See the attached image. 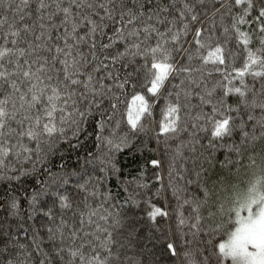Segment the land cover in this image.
Segmentation results:
<instances>
[{
	"label": "snow or ice",
	"instance_id": "obj_1",
	"mask_svg": "<svg viewBox=\"0 0 264 264\" xmlns=\"http://www.w3.org/2000/svg\"><path fill=\"white\" fill-rule=\"evenodd\" d=\"M0 7L18 18L0 17V181L11 189L37 165L47 174L25 190L26 208L18 192H7L0 264H160L155 249L165 232L166 254H180L179 242L182 264H264V0H0ZM89 122L97 152L71 171L44 167L60 144L76 149ZM202 132L210 133L207 144ZM161 145L168 182L155 173L153 196L164 207L149 198L146 216L136 217L140 193L128 184H149L142 169L121 181L127 195L116 201L107 187L121 171L116 154H158ZM218 146L228 175L216 172ZM38 217L46 223L35 227ZM25 221L33 222L31 236ZM141 240L139 257H127Z\"/></svg>",
	"mask_w": 264,
	"mask_h": 264
},
{
	"label": "trees",
	"instance_id": "obj_2",
	"mask_svg": "<svg viewBox=\"0 0 264 264\" xmlns=\"http://www.w3.org/2000/svg\"><path fill=\"white\" fill-rule=\"evenodd\" d=\"M19 3V0H13V6L15 4ZM34 8V3L32 5ZM7 15L9 22H11L13 19H18L17 17L13 16V13L11 11L5 12L2 7H0V17H3ZM19 26V25H18ZM6 27V26H5ZM2 43V41H0ZM230 47L233 49V51H239V49L236 48L235 41L233 40L231 42ZM237 66H240L242 63V57L237 58ZM220 79L218 75H214L212 78V82H215V80ZM178 82V81H174ZM249 84L252 83L251 78H248ZM257 88L259 87V84L256 85ZM170 87V86H169ZM129 92H131V89H129ZM196 101H194L195 103ZM230 104L235 103V98H230L228 101ZM163 106V100L161 99L159 102H157V107L155 108V114H156V119H159L160 115V107ZM199 109H195L192 112V115H195L196 111ZM205 111H210L209 108H205ZM257 115L259 113L257 112ZM86 131L83 132L80 136V144L76 149H72L69 147L67 143H62L59 145L57 150L55 151L54 154L49 155V161L47 164L44 165V167L50 168L52 172L59 173L61 172V169L57 167L59 164H64L66 166V171H71L73 169H77L80 164L84 162L85 157H87L88 152H93L96 153L97 149L95 147V135L92 134L94 132V124L92 122H89L86 126ZM107 134V133H106ZM200 137L203 139V143L207 144V139H204L206 136H209L210 133H200ZM68 136L71 137V131L68 132ZM184 139H187V135L185 134ZM143 139V137H141ZM232 140H235L236 142L239 141V134L234 135ZM232 140H225L223 143H231ZM73 143H76L75 140H73ZM140 140L136 141V144L139 145ZM177 143V141H173L172 144ZM34 147V145H33ZM150 147H156L155 142L153 141ZM106 151V149H104ZM227 155L226 149L217 147V150L215 152V158H216V172H223L224 175L229 174L228 169H221L220 164L221 162L225 161V156ZM79 158V159H78ZM154 158H160L164 161L162 168H153L150 160ZM230 158L235 159V155L232 154ZM116 160L118 162V167L121 169L119 173V177H112L109 182L107 187L111 189L113 196L116 197V201H119L120 203H123L124 197L127 195L123 191V185L121 184V181H132L135 177H137V174L143 169L144 171V182L149 184V189H138L136 187V184L134 183H129V191L132 192H139L140 195L137 197V199L141 200V205L140 208L134 209L133 212L136 217H145L146 216V211L145 209L147 208V205L143 202L149 198L152 199V202L156 204L157 206L164 207V199L160 198L157 199L155 196H153V193L155 192L156 188L160 187L158 183H155V173L159 172L163 176V181L164 184L166 185L168 182V175H167V164H168V156L164 154V147L163 145L160 146V151L158 154H153L150 151L145 150L143 153L140 151H137L135 148L132 150L125 149L122 153L116 154ZM13 163L15 161L13 160ZM245 164H247V160L244 161ZM20 165H17L19 167ZM25 168L31 169L32 164L31 163H26L23 165ZM191 167V165H189ZM37 174L33 177L25 178L22 184H13L12 188L9 189V185L6 181H0V222H3L4 217L6 215L4 211V204H5V197L6 194L9 190L18 192L22 201V206L24 208L27 207L26 202L24 201V192L25 190L28 193H31L33 188L36 186L35 185V180L36 179H45L46 178V173H43L42 169L40 168L39 165H37ZM91 171V169H89ZM231 171L234 173L236 171V168L233 167ZM97 174L98 168H97ZM241 178H243V172H241ZM191 191V190H190ZM119 193V195H117ZM79 199V197H77ZM167 200H168V207L167 211L170 213L171 220L168 222L171 227L173 228V231H175V212H176V207H177V201L172 197L171 192L169 191L167 193ZM100 201H91L90 203L92 204L93 207H95ZM50 203V200H49ZM117 207H119V204H117ZM115 211L116 209H111ZM185 215H188L190 212V209L185 208ZM206 214V213H205ZM59 213L57 212V216ZM72 213L69 212L67 213L68 217H71ZM78 219V218H77ZM13 225L17 223V221L13 220L11 221ZM46 223L45 219L42 217H38L35 222L34 226L35 227H40L41 224ZM140 223H144V221H140ZM161 223H164V221H161ZM25 225L29 227V236L32 235V227H33V222L30 221H25ZM147 234V228L141 229L140 236H145ZM42 237L46 240V233L42 230L41 232ZM119 238V237H118ZM171 237L167 236V232H165L164 236L160 237L161 243H159L155 249V253L157 256L160 257V264H182L183 262V255L181 249L179 247V242L177 243V252L180 253L175 257H172L170 254H166L165 252V243L167 239H170ZM21 242L25 243H30V240H27L23 233H21ZM143 245V240L137 244L135 241L133 242V245L129 246L127 249L124 250L125 255L127 257H131L133 259H136L140 255V248ZM151 247V245H149ZM42 247H45L47 249L48 245L45 243L42 245Z\"/></svg>",
	"mask_w": 264,
	"mask_h": 264
}]
</instances>
